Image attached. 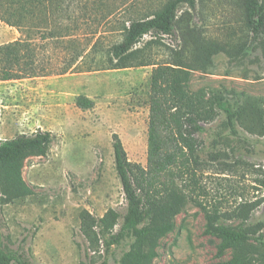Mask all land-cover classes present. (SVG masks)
<instances>
[{
  "label": "rangeland",
  "instance_id": "obj_1",
  "mask_svg": "<svg viewBox=\"0 0 264 264\" xmlns=\"http://www.w3.org/2000/svg\"><path fill=\"white\" fill-rule=\"evenodd\" d=\"M168 1L64 0L63 13L50 16L49 23L40 21V15L21 29L0 21V46L19 39L31 42L38 67L36 77L0 82V140L40 130L54 138L47 156L25 161L22 179L31 195L11 199L0 188L2 249L24 252L33 264H122L131 251L133 240L127 238L107 252L102 235L101 246L93 249L82 221L86 213L99 220L110 210L121 215L120 224L123 221L127 201L116 168L115 135L130 162L148 165L155 66L111 69L108 54L124 40L130 20L160 10ZM197 2L195 10L187 4L179 8L183 24L195 29V35L235 46L247 39H242L241 0ZM181 36L180 31L162 36L145 54L157 64L165 63L170 48L181 46ZM153 39L144 37L137 48ZM77 53L80 57L71 65ZM221 86L264 98L263 49L251 50L246 59L233 63L220 52L210 68L191 74L194 91ZM79 96L90 98L94 106L80 108ZM207 128L198 134L205 142L197 173L199 201L218 208L221 216L246 208L252 224H264V134L240 129V137L230 136L214 146L220 127ZM217 150L225 155L214 161L210 155ZM221 222L238 225L242 220L224 217ZM206 229L205 211L190 200L176 216L174 229L160 238L152 264H225L232 251L220 254V240Z\"/></svg>",
  "mask_w": 264,
  "mask_h": 264
},
{
  "label": "trees",
  "instance_id": "obj_2",
  "mask_svg": "<svg viewBox=\"0 0 264 264\" xmlns=\"http://www.w3.org/2000/svg\"><path fill=\"white\" fill-rule=\"evenodd\" d=\"M63 1L0 0V21L21 29L28 20L34 21L40 15V21L49 23L50 16L63 13ZM241 1L242 39L246 36L247 39L238 46L227 41L204 40L195 35L196 30L189 24H183L180 6L187 4L195 10L197 0H169L160 10L130 20L129 26L124 28V40L109 50L111 69L155 66L149 93L148 165L143 167L130 162L121 139L114 136L116 168L127 210L121 224V215L114 210L99 220L89 213L83 215L82 231L93 249L101 246L100 235L104 237L107 252L114 245L132 238L131 251L122 264H152L160 238L174 229L176 216L192 200L206 213V232L220 240L219 253L232 251V258L225 264H264V224H252L246 208L232 216H221L218 208L207 207L199 201L198 192L201 186L197 173L205 143L199 140L198 134L205 132L208 126L219 125L214 146L230 136L240 137V129L251 134H264V98L234 90L230 92L225 86L198 91L190 87L192 72L210 68L213 57L220 52L227 53L231 63L241 62L251 50L260 47L264 55V0ZM179 31L181 46L170 48V60L157 64L150 54H145L146 49L160 44L162 36H175ZM148 35L157 39L138 49ZM34 50L31 42L22 39L0 46V82L36 77L38 67ZM78 57V53L75 54L71 65ZM77 105L90 109L94 102L79 96ZM53 139L51 132L40 130L32 135L0 140V188L6 196L17 199L32 194L23 182L21 171L27 159L47 156ZM224 155L217 150L210 157L218 161ZM224 217L242 222L224 224L221 222ZM119 225V231L115 232ZM0 264L33 263L24 252L6 251L0 247Z\"/></svg>",
  "mask_w": 264,
  "mask_h": 264
}]
</instances>
